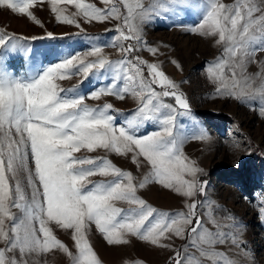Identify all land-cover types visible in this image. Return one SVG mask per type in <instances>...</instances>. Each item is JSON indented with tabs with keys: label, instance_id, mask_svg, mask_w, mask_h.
Wrapping results in <instances>:
<instances>
[{
	"label": "snow or ice",
	"instance_id": "obj_1",
	"mask_svg": "<svg viewBox=\"0 0 264 264\" xmlns=\"http://www.w3.org/2000/svg\"><path fill=\"white\" fill-rule=\"evenodd\" d=\"M44 3L0 0V9L26 16L43 28L33 9ZM101 3L103 7L86 0H51L57 23L74 25L79 29L75 34L46 30L42 35L22 36L0 31V264H29L26 257L55 252L65 254L71 264H102L88 238L93 225L109 245H127L128 237L135 236L171 249V264H240L217 247L231 242L241 248L239 235L232 231L238 227L234 217L226 216L232 223H222L211 204L203 216L197 211L204 202L196 197L204 193L207 182L199 179L203 170L183 146L189 140H207L206 130L195 123L180 85L159 63L134 53L141 45L153 56L159 52L143 40L146 22L195 15L197 22L189 31L213 38L222 47L221 56L207 69L216 94L257 102L264 117V61L259 62V72L247 74L248 64L257 63V52H264V0ZM61 4L74 5L77 11L66 14ZM78 17L89 24L115 21L112 29L105 30L113 35L103 41L90 37L93 43L82 53L59 51L55 43L33 47L37 41L86 36ZM107 47L118 48L119 58L113 59ZM17 61L26 62L29 71L21 74ZM73 76L80 80L62 87L60 82ZM106 97L120 101L130 97L136 106L125 112ZM88 99L102 103L93 106ZM178 117L193 122L186 128ZM97 150L130 158L147 171L138 178L106 156L78 155ZM150 183L186 198L185 210L165 211L141 198L139 190ZM117 202L129 207H117ZM259 215L264 220V207ZM53 225L71 232L75 251L58 238ZM174 238L185 241L181 248L173 247ZM240 254L248 255L242 248Z\"/></svg>",
	"mask_w": 264,
	"mask_h": 264
},
{
	"label": "rangeland",
	"instance_id": "obj_2",
	"mask_svg": "<svg viewBox=\"0 0 264 264\" xmlns=\"http://www.w3.org/2000/svg\"><path fill=\"white\" fill-rule=\"evenodd\" d=\"M86 2L96 3L98 7L104 6L101 0ZM224 2L231 3L232 0ZM60 7L66 9V14L77 11L74 5L61 4ZM33 10L44 24L43 28L26 16L0 9V31L6 30L10 34L22 36L42 35L46 30L56 35L75 34L79 31L74 25L57 23L55 14L51 12V0H45L42 6ZM78 19L85 29L86 36L71 35L55 42L37 41L33 43V47L55 43L59 45V51L82 53L93 43L90 37H99L103 41L113 35L105 30L112 29L115 21L89 24L82 17ZM197 19L195 15H180L164 16L146 22L143 25V40L148 47H156L159 52L153 56L141 45L139 53L143 59L159 63L166 75L180 85L189 100L195 123L208 134L209 138L205 141L189 140L183 146L184 153L195 160L203 170L199 174V179L207 182L204 193L196 197L197 200L204 202L202 206H198L197 211L203 216L205 209L211 204L213 215L222 223L230 224L232 221L224 218L234 217L238 227L232 231L239 235L241 248L248 255H241V248H237L231 242L218 245V249L225 252L229 258L239 260L240 264H264V220L259 215V209L264 207V117L259 114L260 104L257 102L249 104L216 94V85L208 78L207 69L209 62L221 56L222 47L216 46L213 38H205L189 31L195 26ZM105 51L113 59L119 58L118 48L107 47ZM49 59L55 62L54 57ZM255 60L257 63H250L247 66L249 75L260 71L259 62L264 61V52H257ZM16 63L21 74L29 71L26 62ZM226 74L230 75L227 70ZM79 80L80 77L73 76L71 80L60 83L62 87L69 88ZM86 85L87 82L81 85V88L84 89ZM91 87L88 86V90H91ZM104 99L125 112L136 106V102L130 97L125 101L117 100L115 97ZM166 102L172 103L168 98ZM87 103L95 106L102 101L88 99ZM178 121L186 128L193 122L187 117H178ZM151 130L153 129H148ZM81 154L106 156L118 167L131 171L138 178H142L147 171L143 165L137 167L133 164L130 158L106 153L103 150H97L95 153L82 151L78 155ZM26 191L30 190L26 188ZM138 195L158 209L169 212L185 210L186 198L159 184L150 183L146 188L139 190ZM116 206L125 209L129 207L125 202H117ZM14 211L18 216L21 215L19 210ZM52 227L58 238L75 251L71 232L57 229L54 225ZM208 227L211 228L212 225L209 224ZM224 231L229 229L225 228ZM88 238L102 264H131L136 260L143 261V264H171L170 257L173 256L171 249L151 245L135 236L128 237L130 243L127 245H109L93 225ZM171 243L174 248L179 249L185 241L174 238ZM26 259L29 264H71L70 258L60 252L46 256L33 254Z\"/></svg>",
	"mask_w": 264,
	"mask_h": 264
},
{
	"label": "trees",
	"instance_id": "obj_3",
	"mask_svg": "<svg viewBox=\"0 0 264 264\" xmlns=\"http://www.w3.org/2000/svg\"><path fill=\"white\" fill-rule=\"evenodd\" d=\"M134 55H138V56H140V57H141V55H140L139 51H138V52H136V53H134ZM141 58H142V57H141ZM145 74L147 75V72H146ZM168 100H169V101H171V102H173V101L171 100V98H168Z\"/></svg>",
	"mask_w": 264,
	"mask_h": 264
}]
</instances>
